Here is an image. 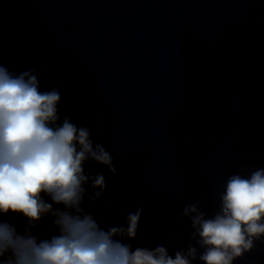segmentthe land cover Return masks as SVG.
<instances>
[{"label": "clouds", "instance_id": "1", "mask_svg": "<svg viewBox=\"0 0 264 264\" xmlns=\"http://www.w3.org/2000/svg\"><path fill=\"white\" fill-rule=\"evenodd\" d=\"M34 71L14 75L0 63V264H235L264 238V168L230 175L211 216L200 202L186 204L178 216L190 221L189 243L174 252L130 243L142 208L102 228L85 211L84 185L100 189L90 196L95 201L105 177L88 176L83 165L93 160L115 174L112 157L93 147L87 128L67 117L57 124L60 94L41 92ZM10 212L26 219L22 231L3 219ZM46 216L58 230L48 238L36 232Z\"/></svg>", "mask_w": 264, "mask_h": 264}]
</instances>
